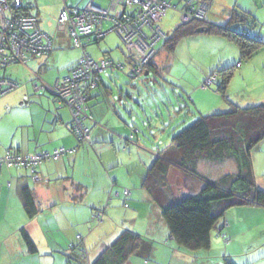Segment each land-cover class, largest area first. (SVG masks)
Segmentation results:
<instances>
[{
  "label": "rangeland",
  "instance_id": "374dc122",
  "mask_svg": "<svg viewBox=\"0 0 264 264\" xmlns=\"http://www.w3.org/2000/svg\"><path fill=\"white\" fill-rule=\"evenodd\" d=\"M89 1L69 0L67 4L69 7L84 9ZM97 2L102 6L108 5L107 1L104 0H97ZM251 3L254 4L256 12L258 11V15L255 14L257 24L253 33L258 34L264 40V3L262 0H251ZM25 4L30 7V12L38 17L41 30L54 39H61V42L64 39L66 41H63L65 43L61 47H55L57 54L53 58H33L27 63L12 64L0 71L1 77L18 84L17 88L0 98V117L3 112L7 111L6 116L11 122L18 121L20 116L24 118L28 116L30 108L26 105L29 104V98H50V92L43 94L36 92L33 88L34 83L40 81L41 65L46 60L50 63L48 82L53 84L55 79L52 75L58 74L59 70L67 72L82 52L74 46L71 40H67L66 33H61L58 30V19L64 8L62 0H26ZM180 6H182L181 1ZM181 22L179 11L168 9L161 26L164 32L169 35ZM121 49L125 51L124 43L114 31L110 32L99 44L91 42L87 47L88 52L96 59L102 56L108 57L109 54L104 52H109L113 60H122ZM155 61L158 70L157 72L151 70L148 75L142 73L137 77H131L128 65L123 70L114 69L102 73L105 85L112 91L107 104L104 105V109L108 110V115L111 118L108 117L104 123H101L99 121L101 115L95 113L94 121L86 120L85 123L90 127L95 121H98L100 127L108 132L105 139L99 138L93 146H86V153L87 151L91 153V158L85 159L81 163L80 169L82 171H93L96 175L99 174L96 171H119V182L116 183L118 187L136 185L138 181L132 175L127 176L125 173L142 170L144 168L142 163L147 158L152 159L150 163L152 165L156 157L153 154L156 155L158 151L160 152L171 142L177 132L189 126L202 115L229 111L233 107L232 104L248 107L264 103V46L251 58L241 61L240 49L234 41L208 32H196L180 38L173 51L162 47ZM230 66H235V71L225 95L218 91L217 84L220 79L218 74L217 83L206 88L202 87L207 77L215 74L217 70ZM29 90L31 96L27 95ZM94 92L100 93L99 90ZM46 101L42 107L38 100L40 108H43V110H39L40 113L52 112L47 107L48 102ZM97 106L95 104L93 108ZM113 107L117 110L118 115L110 114V109ZM99 109L102 108L99 107ZM133 126L138 127L140 133H138L135 141H130L129 135L134 130ZM121 131H126V135L120 133ZM113 135H115L114 138ZM1 137L3 135L0 132ZM252 159L256 181L264 189V139L254 149ZM116 162L118 164L114 167ZM238 170V163L235 158H228L223 162L202 160L198 166V171L211 180H219L226 175L237 173ZM121 171L122 174H120ZM136 176L138 177V174ZM139 182L141 183V181ZM170 182L176 194H178L177 190L184 187V182L177 180L174 176L171 177ZM198 183L200 186L202 185L200 181ZM103 184V181L97 179L96 190L98 191ZM115 201L120 200L115 198L114 203ZM114 203L110 208H107L108 213L104 224L110 226L107 229V235L103 233V228L97 222L92 223L96 230L87 243L93 251L90 258L98 253L100 243L101 245L109 244L125 228L142 230L144 229L143 224L153 225L152 219L148 222L146 220L131 222L133 211L122 205L126 202L118 205ZM73 207H79L82 212H85L86 221L88 220L86 225L89 226L91 219H89L88 214L91 208L87 204L72 206L70 209ZM70 209L61 207L56 211L57 214H47L52 217L50 220L55 224L47 222L46 215L42 216L39 230L34 231V240L39 249V254L23 260L22 264H64V259L67 261L68 255L71 254L67 248L68 236L71 233L87 236L91 234L88 233L89 227L86 225L83 227L80 223H76L77 221L72 224V227L66 229L59 223L69 216ZM108 209H112L111 212H114V216L108 215L110 211ZM156 209L161 213L159 208ZM152 212L154 223L159 226L158 216L154 214V210ZM140 213L141 215L147 214V208L143 207ZM228 213L237 222H242L239 240L243 246L240 247L241 249L233 251V254L236 255L231 259L235 264H264V258H260L264 254V207H233L227 211L226 216H229ZM98 226L99 228H97ZM160 230H162L161 226ZM225 233L227 232L225 231ZM99 238H106L105 243L102 244V239ZM56 242L63 243V247L56 248ZM212 244L214 250L218 247L222 249L218 248L217 253L213 251V255L210 257L206 254L207 250L194 252L182 250L180 253L184 254L180 255L183 256L177 253L175 255L179 256H164L162 264H223L225 248L227 247L218 238L216 242L215 232L212 233ZM234 244L237 245V242ZM52 246L54 247L53 251H49ZM171 246L173 249H177L178 245L172 240ZM67 253L68 255H66ZM140 261L141 264H144V258H141ZM149 264H153V261H150Z\"/></svg>",
  "mask_w": 264,
  "mask_h": 264
},
{
  "label": "crops",
  "instance_id": "0c3cea01",
  "mask_svg": "<svg viewBox=\"0 0 264 264\" xmlns=\"http://www.w3.org/2000/svg\"><path fill=\"white\" fill-rule=\"evenodd\" d=\"M104 1L106 2V0ZM168 1L174 5H177L178 8L181 7L180 1ZM209 2L210 8L206 23L225 25L230 18L231 12L234 9L239 8L252 13L255 18V14L258 15V11L256 12L254 8L255 6L253 3H251V0H209ZM96 3L101 5L97 2V0ZM262 3H264V0H262ZM119 10H122V8H120ZM127 11L130 12L131 10L128 9ZM110 29L111 23L105 22L103 25V30L108 31ZM109 33L110 32H107L106 36ZM66 34L68 36L67 40H71L68 33ZM101 40L102 39H99L98 41L94 42L99 44ZM54 41L55 47H61L65 43H63V41L66 40L64 39L61 42V39H54ZM57 43L59 44L58 46ZM163 43L164 41H160L158 43L157 48L159 51H161ZM89 44H91V42L86 40L85 48L84 50H82L80 57L68 68L67 72L59 70L58 74L56 73L52 75L53 79H55L53 84L48 82V79L50 77V73L48 74L50 63L48 62V60H46L45 63L41 65V77L39 80L53 86L56 83L57 79L67 75V73L70 71V68L73 67L81 58L84 51L91 57H93L87 50ZM125 51L121 49V52L123 54L122 60H113L109 52H104L105 54L107 53V55L109 54V56H102L101 58H107L112 60L113 62H116L117 64H122L121 69L114 67L108 70H123L125 67H127V65L130 68L131 61L130 59H128L129 55L126 46ZM56 54L57 53L55 49L54 52L46 56V58H53V56H55ZM155 64H157L156 61ZM149 73L150 72H146L145 74L148 75ZM33 88L35 89L34 86ZM96 90H99L100 93H95L94 91ZM35 91L37 92V90ZM94 91L92 92L88 100V113L90 117L84 119V125L88 127L91 132V140L90 143H86L84 145H80V141L76 133L72 129L73 117L70 109L67 106H64L59 101V99L51 92L50 98H29V104L26 106L30 108V113L28 114V116H26V118L20 116L18 121L12 120L13 122H11V120H9L6 116L8 112L5 111L2 113L0 117V132L3 137L0 138V158L5 156V154H7L8 152H17L24 155L46 150L52 151L59 147L75 149V151L73 153L65 155L58 161H45L40 167L37 168L36 171V173L41 178L39 181H36L34 179V176L29 169L17 167L8 168L6 166L0 167V264H22L21 262L23 260H27L28 258L37 256L39 254V249L36 253H32L28 250L21 233L22 228H25L30 234L31 238L34 240V231L39 230V223L40 220H42V216L46 215L47 222L55 224L50 220V218L52 217L48 216L47 214H55L56 211L61 207L70 209V207L72 208V206H77L80 204H87L88 207L91 208L88 214L90 217L89 219H91L89 221L91 222L89 223V226L86 225L88 220L86 221L85 212H82L79 207H73V209H70V211L68 212L69 216L64 218L63 221L59 223H61L66 229L67 227H72V224L77 221L76 223H80L81 226L86 225L87 227H89L88 233L91 234L87 236L79 233H71L68 236L67 248H69V251H71V255L68 257L67 261L64 259V264H91L106 245L104 244L106 238H99L102 239L101 242L104 245H101L100 243L98 253L94 254L93 258H90L91 252L93 251L89 248L87 243L90 236H92V234L96 230L94 229L92 223L97 222L99 226L103 228V233L107 235V229L110 227L109 225H104L106 223L105 219L108 213L107 208H110L113 205L115 198L120 200L115 201V205L126 202L122 205H124V207L132 209L131 211H133V213L131 217H133V219L131 222L136 220H146L147 222L151 219L153 220V225H142L145 230H136L135 228L133 229L145 235L147 238L151 239L154 242L153 250L148 258L144 259V264H149L150 261H153V264H162V261H164V256L173 257L184 254L180 253L184 249H180L179 247H177V249H173L171 246L172 242H167L170 236L166 222L164 219H162V214L158 211V209H156L158 208V206L152 201L150 194L144 186L146 174L151 167V158L150 160L149 158H147L145 162L142 163V165L144 166L142 170L140 169V171H127L125 173L127 176L132 175L138 181V183H136V185L132 184L130 186H124L122 188L118 187L116 184L119 182V171H96L99 172V174L96 175L93 173V171H82L80 169L81 163L85 161V159L91 158V153H88V151L86 153V146H93L99 138L105 139V135L108 132L103 127H100L98 121H95L92 127L88 126L85 123L86 120L94 121L95 113L101 115V120H99L101 123H104V120L110 117L108 115V110L104 109V105L107 104V101L109 99L108 97L112 93V91H110V88L105 85L102 75L100 85ZM28 92L30 94V90ZM38 92L47 94V92L49 91L40 90ZM29 94L27 95L31 96V94ZM38 100L41 102L42 107L45 105L44 101L47 100V107H49L50 111L52 112L40 113L39 110H43V108H40ZM92 102L94 103L93 105ZM95 104L98 106L93 108ZM63 107H66V109H63ZM99 107L102 109H99ZM113 113L118 115L115 107H113V109H110V114ZM133 127L138 129V127L136 126ZM12 132L13 134L11 135ZM120 133L126 135L127 132L121 131ZM132 133L133 131L130 132L129 138ZM137 133H140L139 129ZM114 136L115 135H113L112 137L114 138ZM136 138L137 136L133 141H135ZM158 153L159 151L156 155L153 154V156L157 157ZM117 164L118 162L114 164V167H116ZM120 174H122V171ZM136 174H138V177L136 176ZM172 176L176 177L177 180L184 182L183 189L177 190L179 194L193 191L198 192L200 188H202V185L200 186V183H198V179L197 181L196 178L186 175L181 170L173 169L171 173V177ZM97 179L104 182L103 186H101L98 191L96 190ZM139 181H141V183ZM23 183L27 184L34 191L37 205L40 208L38 214H36V216L32 218L27 215L24 209L23 198L20 192ZM73 184H79L82 186V191L80 192L81 194L76 191ZM125 191L129 192L128 195H125ZM77 194L80 195V199L82 200H75L77 198H74V196ZM143 207L147 208L148 210V213L145 215H141L140 213ZM245 207L261 208L260 206ZM108 210H110L108 215L114 216V212H111L112 209ZM114 210L117 211V209ZM152 210H154V214L158 216L160 223L159 226H156L154 223ZM228 215L229 216H226L225 218L223 228H220L213 232H215L216 242L217 238L222 241V239L219 238V235L226 234L227 237H229L230 241L228 244H225L223 241L222 243L227 247L225 248L224 256H229L232 258L236 255L233 254V251L241 249L240 247L243 246L241 240H239L240 226L242 222H237L231 214L228 213ZM99 226L97 228H99ZM160 226L162 227V230H160ZM225 231L227 233H225ZM78 236H81V239H79ZM235 242H237V245L234 244ZM78 244L79 247L75 251H72L71 246ZM233 244L234 246H232ZM55 245V247L58 249H60L59 247H63V243L61 244L60 242H56ZM229 247L231 248L229 249ZM218 248L222 249L221 247ZM218 248L214 250L212 244L210 249H207V256H212L213 251L217 253V251H219ZM52 249H54L53 246L50 247L49 251H53ZM82 249L86 250L84 256H82ZM176 253L179 255H175ZM66 255H68V253ZM260 258L263 259L264 254ZM140 259L141 257L133 256L127 264H141L142 262L140 261Z\"/></svg>",
  "mask_w": 264,
  "mask_h": 264
},
{
  "label": "trees",
  "instance_id": "16d2710c",
  "mask_svg": "<svg viewBox=\"0 0 264 264\" xmlns=\"http://www.w3.org/2000/svg\"><path fill=\"white\" fill-rule=\"evenodd\" d=\"M256 24L257 20L252 13L240 8L234 9L225 25L206 22L180 23L171 34L165 33L163 48L173 51L180 38L195 34L198 28L203 27L204 32L234 41L240 49V59L244 61L264 46V40L253 33ZM159 52L158 50V54ZM155 60L156 58L146 66L144 73L152 69L157 72ZM234 71L235 66H230L213 74L217 76L215 83L220 77L217 88L221 94H226ZM232 105L229 111L202 115L177 132L171 142L160 150L146 174L144 186L166 222L170 236L167 242L174 240L180 249L191 252L210 249L212 233L223 228L230 208L264 207V189L256 181L252 159L254 149L264 139V103L248 107ZM137 134L134 133V138ZM228 158L236 159L239 169L237 173L211 180L198 171L202 160L223 162ZM173 169L198 179L202 188L198 192L179 194L177 191L176 194L170 182ZM73 185L81 194L82 186ZM20 192L27 215L30 218L36 216L40 208L34 191L23 183ZM74 198L82 200L78 194ZM21 233L28 250L36 253L38 248L28 231L22 228ZM222 235L229 238L226 234ZM78 247L79 244L72 245L71 250L75 251ZM153 247L154 242L151 239L125 228L104 246L91 264H127L133 256L147 259ZM84 254L82 252V256ZM223 264L235 263L231 257L224 256Z\"/></svg>",
  "mask_w": 264,
  "mask_h": 264
},
{
  "label": "built area",
  "instance_id": "2783aa9c",
  "mask_svg": "<svg viewBox=\"0 0 264 264\" xmlns=\"http://www.w3.org/2000/svg\"><path fill=\"white\" fill-rule=\"evenodd\" d=\"M26 0H0V71L12 64L27 63L30 59L46 57L54 52L55 41L49 34L41 30L39 19L30 12ZM64 8L58 19L59 32H66L75 47L84 50L86 40L90 42L104 39L107 32H116L128 50L131 66L129 75L137 77L144 73L146 66L156 58L157 45L166 38L160 23L168 9H177L181 23L207 22L210 8L209 0H180L182 6L172 4L168 0H106L107 6H101L91 0L84 9L69 7V0H62ZM122 8V10H119ZM131 10L128 12L127 10ZM105 22L111 23L110 30H103ZM117 67L110 59H96L85 51L78 62L62 78L51 86L36 81L35 90L49 91L67 106L72 113V129L76 133L80 145L90 143L91 132L84 125V119L90 117L88 100L92 92L100 85L104 71ZM217 76L207 77L202 87L211 86ZM18 87L14 81L0 76V98ZM134 128L130 139H134ZM75 149L59 147L52 151L20 154L8 152L0 158V167L29 169L36 181L41 178L36 169L45 161H58ZM128 191L125 194L128 195ZM81 239V236H78ZM225 244L229 238L219 235ZM72 248V246H71ZM82 252H86L82 249Z\"/></svg>",
  "mask_w": 264,
  "mask_h": 264
},
{
  "label": "water",
  "instance_id": "95a60500",
  "mask_svg": "<svg viewBox=\"0 0 264 264\" xmlns=\"http://www.w3.org/2000/svg\"><path fill=\"white\" fill-rule=\"evenodd\" d=\"M204 31H205V29H204L203 27H200V28H198V29L196 30L197 33L204 32Z\"/></svg>",
  "mask_w": 264,
  "mask_h": 264
}]
</instances>
